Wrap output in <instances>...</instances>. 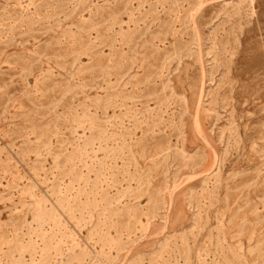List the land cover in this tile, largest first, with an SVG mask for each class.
Instances as JSON below:
<instances>
[{"label":"rangeland","instance_id":"obj_1","mask_svg":"<svg viewBox=\"0 0 264 264\" xmlns=\"http://www.w3.org/2000/svg\"><path fill=\"white\" fill-rule=\"evenodd\" d=\"M0 264H264V0H0Z\"/></svg>","mask_w":264,"mask_h":264}]
</instances>
